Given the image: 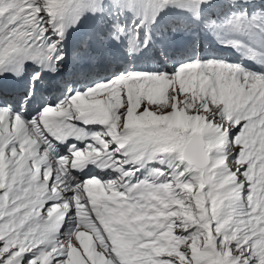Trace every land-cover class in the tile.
Returning <instances> with one entry per match:
<instances>
[{
	"label": "rangeland",
	"instance_id": "obj_1",
	"mask_svg": "<svg viewBox=\"0 0 264 264\" xmlns=\"http://www.w3.org/2000/svg\"><path fill=\"white\" fill-rule=\"evenodd\" d=\"M27 1L33 2L35 17L46 25L50 23V15L56 13L57 17L58 11L66 2V0H25L26 9L33 5L27 4ZM172 1H174L172 6L163 8L157 0H75L71 13L73 16L101 13L105 12L103 10L109 5H122L138 8L150 17L160 13L158 22H167L172 19L171 11L173 15H179L181 10H184L195 14L198 18H211V22L215 25L220 19L227 25L235 21L236 29L240 31L241 10L246 9L249 13H253L260 9L245 5L258 3L264 6V0ZM237 3L244 5L235 6L234 4ZM122 11L121 13L126 15L129 13L126 8H122ZM224 11L226 12L223 14L212 13ZM260 11L257 16L263 18L264 8ZM164 27L170 28L166 25ZM46 29L50 30L49 27H45ZM204 41L206 40L203 39ZM225 41L227 40L224 39L222 42ZM235 43L253 53L250 47L237 41ZM203 45L205 52H209V45L205 43ZM232 55V53L220 55L223 61L215 65L200 61L196 63L198 68L194 70H191L190 65L187 66L189 71H183V67L180 70L181 66H179L174 67L169 75L150 76L139 88L125 87L122 99L118 103L111 102L106 96L88 97L92 100L102 99L108 103V109L114 118V125L107 134L110 138H106L108 144L111 139L133 140L141 134L147 136L156 134L155 136L162 139L170 135L175 136L172 141H159L153 146H145L153 153L146 155L145 158L126 160L115 156L116 165L111 171L112 179L109 182V189L114 190L111 196L133 203V207L123 206L127 210L128 217L136 216L134 208L137 207L141 210L140 219L146 217L155 208L167 207L171 210L165 216L168 222L163 226V232L157 234V243L152 245L151 250L144 245V250H150L151 256L153 255V264H238L243 253H238L234 249L245 245H250L254 254L259 255L260 261L264 264V201L261 199L259 187L261 181L264 182V143L255 137L252 129H248L250 127L247 125L256 118V114L248 115L250 111L247 110L260 96L263 87H260L259 91L258 85H253L245 79L247 76L237 74L236 71L239 70L250 75L249 70L240 65L230 66L236 79L231 76L222 77L225 74L223 66L229 61L231 63ZM102 70H105V67H102ZM228 80H232L235 90L245 89L250 93L246 95L242 91L237 99L222 100L219 105L209 100L208 95L217 96L223 85L229 82ZM231 117L242 120L231 123L226 119ZM2 130L1 141L7 135V133L4 135ZM193 132L202 135L207 152L209 151L210 165L204 170L190 167L182 161L183 148ZM122 133L125 138L119 139ZM251 142L256 143L258 147L259 157L254 154L252 156H255L259 166L254 165L252 158L244 153V149L247 148L250 152ZM114 147L116 145L111 148ZM0 149L3 160L0 165L2 171L0 172V242H2L0 257H4L2 264H61L62 262V264H88L84 257V262L81 260V252L86 253L89 249L88 242L81 247L82 251L78 250L79 256L76 261L74 251L68 250V253L62 257L52 256L44 250L42 252L39 246L29 245L32 242L21 237L14 223L20 203L10 195L17 179L15 175H10V172L13 167L20 170L25 158L23 155L20 156L21 154L9 153L1 145ZM96 153L100 152L96 151ZM249 162L255 168V172L249 167ZM3 166L5 170L2 169ZM157 169L167 176L165 180L156 181L152 178L151 175L156 174ZM137 188L159 192L152 193L149 197L140 196L138 202L134 203L132 199L136 194L133 192ZM112 213L118 215V210ZM160 226L161 221L155 227ZM67 240L70 241L69 248H75L73 244L78 241L73 238ZM143 259L149 261L147 256Z\"/></svg>",
	"mask_w": 264,
	"mask_h": 264
},
{
	"label": "bare ground",
	"instance_id": "obj_2",
	"mask_svg": "<svg viewBox=\"0 0 264 264\" xmlns=\"http://www.w3.org/2000/svg\"><path fill=\"white\" fill-rule=\"evenodd\" d=\"M74 2H75V0H66V2L63 4L62 9H60L58 11L57 17L59 15H61V14H72L71 13V9L74 6ZM55 16H56V13H55ZM230 53L233 54L232 55V59H231L232 61H237L239 59V56L235 52H233V50ZM257 58H259L262 61V64H261L260 67L255 68L256 69V72L249 71V74L250 75H247V74H245V73H243V72H241V71L238 70V71H236V73L237 74H243V75L247 76L245 78L246 80H249V82H252L253 85H258L257 90H259L260 87H263V88H261V91L262 92H261L260 96L258 97L257 94H256V96L258 98L252 103V106H250V109H248L247 111H250V112L257 111L260 114L261 119L264 121V54L263 55H259ZM211 64L215 65V63H210V65ZM232 64H234V63H230V61H229V63H227V64H225L223 66V69L225 70V74L222 77H224V78L228 77L229 78V76H231L233 78L235 77V79H236V75L234 74V72H231V71H233L231 69V67H230ZM235 65H239V64H235ZM187 66L188 65L183 66L182 70L183 71H189ZM181 78H183V77H181ZM185 80H187V79H185ZM181 81H182V79H181ZM231 81L232 80H230L227 84H224L223 85L222 90L219 91L220 93L217 96H215L213 94H209L208 95V97H209L208 99L211 100V101H213V102H215L216 104L219 105V103L222 100L228 101V99L229 100L230 99H235V98L237 99V97L240 96V94L242 93V91L245 92L246 95H248L250 93V91L246 92L245 89H243V90H235ZM185 82H187V81H185ZM185 84H187V83H185ZM185 87H187V86H185ZM256 93H258V92H256ZM241 98H242V96H241ZM253 99H255V98H253ZM205 101L207 102V100H205ZM207 103H209V102H207ZM240 103H242L241 100H240ZM85 104L86 103L82 102L80 105H78L76 107V110L77 111L80 110V109L85 110L87 108V107H85ZM96 105L99 106V104H96ZM221 106H224V105H221ZM242 108H244V107H242ZM236 109H238V108H236ZM247 114H246V116H247ZM252 117H253V115H252ZM226 119L229 122H231V123H237V122H240L242 120V119L240 120L239 118H235V117L226 118ZM249 121H251V120H249ZM20 126L21 125H20L19 122H15L14 127L11 128L10 130L16 131V129L20 128ZM243 129H244V127H243ZM248 129H251V128H248ZM2 131H3V134L6 135L7 129H3ZM155 135H151V136L149 135V136H147V135L141 134L138 137L134 138L133 140L135 142H139L143 146H147V145L153 146L154 143H158L159 141H161V142H166V141L169 142V141H172L173 139H175V136H172V135H170V136H168V138H164V139L158 138ZM241 136H243V135H241ZM255 137L257 139H259L261 143H264V134H262V133H255ZM240 140H242V139H240ZM245 143H247V142H245ZM255 144H253V143L252 144H249L250 152L247 150L248 148L247 149H244L245 155H247L248 157L252 158V160H253L252 162H253L254 165L257 164L255 156L257 158L259 157L257 155V152H258L257 151V148L258 147H256ZM0 145L2 146L3 149L7 150L10 153V151L7 149L6 142H4L3 140L1 141V139H0ZM259 146H260V144H259ZM261 148H262V146L260 147V149ZM13 153H17L19 155L21 154V153H18V152H13ZM249 154L251 156H249ZM252 154H254L255 156L253 157ZM20 156H22V154ZM248 160H247V163H248ZM257 160H259V159H257ZM2 162H3V160H2V157H1V154H0V165L2 164ZM20 164L21 163H19V165ZM20 167H21L20 170H18V169H16V168L13 167L11 169V172H10L11 173L10 175H15V177L17 179L16 184H15V187L10 191V195L12 197L16 198L17 201L20 203L19 212H18V214H16L17 216L14 219V223L17 225L16 228L18 230V233L25 240L27 239V240H29V241L32 242V244H29V245L39 246L40 248H42V250H46L47 254L52 255V256L59 255V256L62 257V255L68 253V250L74 251V253L76 254V261H77V258L79 256L77 254L78 250L82 251L81 250V247H84V245L87 244V242H90L89 238L82 237L78 242H76L75 244H73V246L75 248H71V249L69 248V242L70 241L67 240V238H71L72 239V237L70 235H67L64 232L58 233L56 231L57 230V226H58V222H57V219H56L57 217L55 215V212H54L53 209H51V208L49 209V208H47L45 206L46 203H47V201H48V195L44 194V191L42 190V188L39 185L40 182L37 180V177L33 174V172L25 165V162H23L20 165ZM249 167L251 168L252 171H254V172L256 171L255 168L253 166H251V162H249ZM0 172H2L1 171V168H0ZM259 187H260V193L262 194L261 195V199H262V201H264V182L261 181V186H259ZM41 195H44V197L43 198H39ZM161 218H162L161 215H154L153 217L150 218L149 222L147 223V226L150 227V228H154L161 221ZM261 223H263V222H261ZM161 232H163V230ZM262 232H260V233H262ZM71 242H73V241L71 240ZM132 244L134 246V250H133V253H132V256H131V260L135 264H153V261H152L153 255L151 256V251L150 250H147V251L144 250V245L145 244H140V243H137L135 241H133ZM158 244H159V242H158ZM175 244H177V243H175ZM162 245H160V246H162ZM88 248H90L89 245H88ZM70 254H72V253H70ZM83 254L81 252V260L83 261L85 259L87 261V259L85 258V256ZM37 255H35V256H37ZM90 255L92 257V260L90 262L87 261L88 264H95V263L96 264H123V259L120 258L112 250L111 244L107 240H105V239L102 240V241H100V242H98L95 245V247L91 249ZM145 256H147V259L149 260L148 262H147V260L143 259ZM83 257H84V259H83ZM41 260H42V258H41ZM78 260L80 261V259H78ZM154 263H156V262H154Z\"/></svg>",
	"mask_w": 264,
	"mask_h": 264
},
{
	"label": "water",
	"instance_id": "obj_3",
	"mask_svg": "<svg viewBox=\"0 0 264 264\" xmlns=\"http://www.w3.org/2000/svg\"><path fill=\"white\" fill-rule=\"evenodd\" d=\"M182 161L190 167L204 170L210 165V155L202 135L193 132L182 151Z\"/></svg>",
	"mask_w": 264,
	"mask_h": 264
},
{
	"label": "snow or ice",
	"instance_id": "obj_4",
	"mask_svg": "<svg viewBox=\"0 0 264 264\" xmlns=\"http://www.w3.org/2000/svg\"><path fill=\"white\" fill-rule=\"evenodd\" d=\"M16 14L10 15L8 16V22L9 23H13L16 20ZM4 21L3 19H0V30H2L4 28ZM249 36L250 38H255V33L254 32H249ZM85 48V53H77V55H85L87 54V49L88 46L87 44L84 45ZM0 244H2V242H0ZM234 251H237L238 253H243L240 256V260L238 262V264H262V262L260 261V257L259 255L254 254L253 249L251 248L250 245H245L240 247L239 249H234ZM4 257H0V264H2Z\"/></svg>",
	"mask_w": 264,
	"mask_h": 264
}]
</instances>
